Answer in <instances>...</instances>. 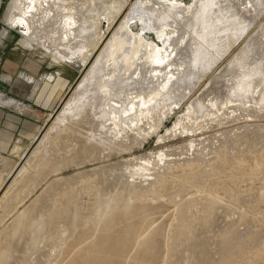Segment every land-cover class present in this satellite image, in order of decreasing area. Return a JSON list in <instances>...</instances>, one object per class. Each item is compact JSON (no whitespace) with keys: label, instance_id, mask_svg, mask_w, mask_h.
Listing matches in <instances>:
<instances>
[{"label":"bare ground","instance_id":"bare-ground-1","mask_svg":"<svg viewBox=\"0 0 264 264\" xmlns=\"http://www.w3.org/2000/svg\"><path fill=\"white\" fill-rule=\"evenodd\" d=\"M263 14L264 0H10L5 23L22 34L19 45L82 77L4 177L13 178L0 197V264H154L160 231L151 227L163 208L171 218L159 264H259L264 230L236 226L264 203V175L241 186L264 174V124L247 122L264 117ZM250 31L179 119L193 131L243 125L107 162L138 147ZM86 163L94 166L80 169ZM70 167L78 171L60 175ZM208 231L210 250L196 241Z\"/></svg>","mask_w":264,"mask_h":264},{"label":"rangeland","instance_id":"rangeland-1","mask_svg":"<svg viewBox=\"0 0 264 264\" xmlns=\"http://www.w3.org/2000/svg\"><path fill=\"white\" fill-rule=\"evenodd\" d=\"M9 2L10 0H0V93L2 94L3 101L6 99H12L15 102L12 105H3L0 103L1 106H5V108H2L5 112H0V163L2 162L0 167V184L4 183V188L0 192V197L13 178L4 181V177L8 175V172L13 165H15L17 171L19 170L26 159L25 156L30 153L37 140L44 133V126L45 128L49 126L82 77L80 76V72L75 68L50 65V60L48 58L41 61L19 45L22 34L17 29L13 27L10 28L5 23ZM258 23L259 27L264 26V14L261 16ZM4 31L7 32L6 36L3 34ZM252 31L248 33V36L244 37V40L240 42L239 46H234V49L231 48L224 57L215 64L211 72L206 73V75L199 80V83L193 88L192 93L182 104L177 106L173 111H166L159 124L160 126L153 128L152 131L154 132L147 135L145 139L136 142L139 144L138 147L132 152L115 154L110 159H107V162H115L133 156H153L156 154H163L166 151H172L191 141L211 136L214 132L216 133L217 131L227 128L243 125L245 123L244 119L239 118L220 125L209 123L206 127L193 131L187 129L189 126L188 122H186L182 128L179 119L187 113L186 105L193 101V99L196 100L197 97L201 95L210 83L212 77L225 70L234 54L239 52L240 47H242V45L254 35V32L252 33ZM57 69H61V72L58 74L56 72ZM50 75L54 76L51 80H49ZM236 75V77H239L238 74ZM206 99L207 97L204 98L205 103H207ZM3 121H6V123H3ZM247 122L248 124H264V117H258L255 119L249 118ZM149 163V160H145V162H142L141 164H145V166L149 168ZM88 164L86 163L85 166L80 169H90L94 166L92 163ZM76 171H78V169L70 167L67 170L62 171L60 175H71ZM135 174L138 173L136 172ZM263 175V173H260L257 177H245L244 181L241 182V186L247 187L250 184L255 187L256 185L259 186L262 182ZM40 191L41 189L38 190V192ZM258 207L259 209L256 210L250 209L251 211L245 220L238 221L240 222L239 224L237 222L238 225L236 228L238 229V232H240L239 234L242 233V235H248L252 233V230H264V203H260ZM164 209L166 208H163L161 213L153 215L155 221L151 228H158L160 231L158 234L159 236L157 235L155 237L156 242L158 241L157 249H159L157 250V260L154 264H159V257L163 255L161 251L164 250L166 233H162L164 234L163 236L161 232L162 229L167 226L171 218V208L166 209L165 211ZM256 212L260 214L257 215ZM219 215L216 217V222L214 221L211 225L215 227L214 229H216V227L218 228V226H220V224L222 225L224 222L222 216L220 215V217ZM215 235V233L210 231L200 233L198 238H196V241L209 242L210 245L208 246V249L210 250L213 249L214 241L216 240ZM211 241H213V243H211ZM258 262L259 264H264V257L259 259Z\"/></svg>","mask_w":264,"mask_h":264},{"label":"crops","instance_id":"crops-1","mask_svg":"<svg viewBox=\"0 0 264 264\" xmlns=\"http://www.w3.org/2000/svg\"><path fill=\"white\" fill-rule=\"evenodd\" d=\"M2 108H5V106H1L0 105V112L2 113V112H5ZM23 108V107H22ZM21 108V109H22ZM21 109H17V110H21ZM18 112H20V111H18ZM3 123H6V121H3ZM8 123V122H7Z\"/></svg>","mask_w":264,"mask_h":264}]
</instances>
